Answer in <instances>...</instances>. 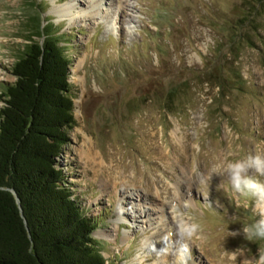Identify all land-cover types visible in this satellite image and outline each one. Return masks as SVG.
Returning <instances> with one entry per match:
<instances>
[{
	"label": "rangeland",
	"instance_id": "374dc122",
	"mask_svg": "<svg viewBox=\"0 0 264 264\" xmlns=\"http://www.w3.org/2000/svg\"><path fill=\"white\" fill-rule=\"evenodd\" d=\"M32 1L0 0V109L30 15L52 21L71 58L76 118L57 163L87 215L102 218L96 236L109 263L175 264L182 220L202 236L189 264L258 256L264 242L242 229L264 219V203L234 193L225 169L264 156V5L258 30H243L252 45L237 29L247 0H100L87 22L56 12L71 0ZM219 61L232 83L224 89L203 75ZM170 83L189 86L174 112L163 108Z\"/></svg>",
	"mask_w": 264,
	"mask_h": 264
},
{
	"label": "trees",
	"instance_id": "16d2710c",
	"mask_svg": "<svg viewBox=\"0 0 264 264\" xmlns=\"http://www.w3.org/2000/svg\"><path fill=\"white\" fill-rule=\"evenodd\" d=\"M246 3L237 29L257 31L255 17L264 0ZM25 26L26 43L12 67L16 81L4 87L0 109V264H112L96 236L102 218L87 215L57 163L76 125L71 58L52 21L44 25L32 14ZM247 34L243 31V40L255 45ZM220 63L207 64L203 75L206 83L216 81L224 89L232 83ZM232 71L242 85L241 71ZM166 89L163 108L174 112L189 86L170 83Z\"/></svg>",
	"mask_w": 264,
	"mask_h": 264
},
{
	"label": "clouds",
	"instance_id": "9594fccd",
	"mask_svg": "<svg viewBox=\"0 0 264 264\" xmlns=\"http://www.w3.org/2000/svg\"><path fill=\"white\" fill-rule=\"evenodd\" d=\"M250 170L264 176V156H250L246 160L229 163L225 169L234 193H255L264 203V184L254 181L249 175ZM242 231L249 241H264V219L254 225L243 227ZM199 232L200 225L191 220H182L178 224L177 237L180 244L176 249L175 264H189L191 259L190 242L194 239H202V236L198 235ZM164 250H167L166 243ZM241 264H264V249L259 248L258 256L254 255L250 259H244Z\"/></svg>",
	"mask_w": 264,
	"mask_h": 264
},
{
	"label": "bare ground",
	"instance_id": "6f19581e",
	"mask_svg": "<svg viewBox=\"0 0 264 264\" xmlns=\"http://www.w3.org/2000/svg\"><path fill=\"white\" fill-rule=\"evenodd\" d=\"M75 9H80L81 13L75 14ZM100 10H101L100 0H84V1L71 0L68 4L56 8V12H58L60 16L69 17L70 20L73 22H75L76 20H79L80 22H87L90 20V18L95 20V17L99 14ZM120 204L124 205V202ZM143 208H144L143 210L147 209L145 206ZM144 217H146V215ZM145 220L147 221L146 223H151L150 216ZM162 221L163 219L161 218V220H159V225L161 226L160 228H164V223Z\"/></svg>",
	"mask_w": 264,
	"mask_h": 264
},
{
	"label": "water",
	"instance_id": "95a60500",
	"mask_svg": "<svg viewBox=\"0 0 264 264\" xmlns=\"http://www.w3.org/2000/svg\"><path fill=\"white\" fill-rule=\"evenodd\" d=\"M19 202V201H18ZM22 211V210H21ZM23 215V214H22ZM23 217H24V215H23ZM25 222H26V219H25Z\"/></svg>",
	"mask_w": 264,
	"mask_h": 264
}]
</instances>
